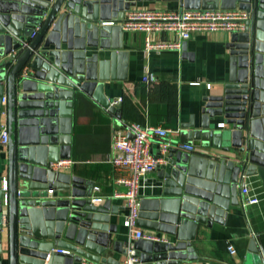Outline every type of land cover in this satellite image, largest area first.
Masks as SVG:
<instances>
[{"label":"water","instance_id":"obj_1","mask_svg":"<svg viewBox=\"0 0 264 264\" xmlns=\"http://www.w3.org/2000/svg\"><path fill=\"white\" fill-rule=\"evenodd\" d=\"M147 1L246 10L254 24L232 34L228 80L205 97L200 120L182 126L181 141L202 150L171 148L158 168V196L141 200L138 226L175 238L135 241L142 264L197 259L199 225L224 223L239 205L242 177L264 168V0H0V121L6 96L9 126L8 175L0 178V264H113L100 257L116 232L109 202L96 205L92 182L48 166L71 159L73 111L82 95L117 112L104 88L115 80L108 68L128 57L125 31L101 22H121ZM252 247L257 250L254 240Z\"/></svg>","mask_w":264,"mask_h":264},{"label":"crops","instance_id":"obj_2","mask_svg":"<svg viewBox=\"0 0 264 264\" xmlns=\"http://www.w3.org/2000/svg\"><path fill=\"white\" fill-rule=\"evenodd\" d=\"M143 7L172 11L181 9L179 3L162 1H147L138 5V8ZM232 34L223 31L197 33L182 44L180 52L146 53V33L125 31L123 44L128 57L108 68L109 75L114 76L115 80L105 82L104 88L111 103L118 98L123 99L120 105L115 106L117 112L111 113L91 97L81 96L73 111L70 159L73 165L65 174L92 182V200L104 199L94 202L96 205L109 202L110 224L115 225L116 232L109 239L101 258H110L113 264H122L127 255L128 229L125 219L128 208L124 198L115 196L127 190L117 182L125 174L110 162L115 130L128 123L182 129L192 118L200 120V113L206 105L205 97L222 88L230 76L231 55L227 45ZM157 38L175 39L167 33L158 37L154 35V39ZM102 55L106 59L109 52ZM148 72L156 75L155 82L146 83L143 80ZM172 139L174 143L182 142L181 135ZM151 150L155 155L159 154V142L153 141ZM159 173L160 169H157L148 176L141 199L158 196ZM7 175L8 147H0V178ZM246 181L251 194L257 196L260 202L244 208L239 193V205L232 206L224 223L199 225L193 242L198 258L178 260L176 264H264V168H259L255 175L247 176ZM114 208H117L116 214L112 213ZM141 229L145 233L175 241L172 236ZM252 240L258 251L255 247L251 248ZM230 247L235 249V253L230 252ZM74 264L104 263L83 260ZM165 264L170 263L165 261Z\"/></svg>","mask_w":264,"mask_h":264},{"label":"built area","instance_id":"obj_3","mask_svg":"<svg viewBox=\"0 0 264 264\" xmlns=\"http://www.w3.org/2000/svg\"><path fill=\"white\" fill-rule=\"evenodd\" d=\"M253 20L252 12L246 10H187L177 11L158 8L134 7L125 13L124 20L102 21L101 25H120L124 31L144 32L145 52L181 51L182 44L197 33H212L217 31L236 33L244 32L249 28ZM39 28L35 29L29 38L23 42L22 48H27L37 35ZM171 34L175 39H154V35ZM16 53V52H14ZM28 67L24 69V74ZM143 80L146 83L156 81V75L148 72ZM123 99L118 98L112 102L113 106L120 105ZM3 111L0 128V147L6 148L9 144V126L7 121V98H3ZM181 135L180 128H167L163 126H142L138 123H128L115 130L113 134V155L110 162L125 176L117 182L126 187L124 193H116V197L124 198L128 208L125 226L128 229L127 255L122 264H142L140 257L134 249V242L139 239L152 241H167L162 236L145 233L139 226V212L141 206V192L148 181V176L166 163L165 157L171 148L179 151L199 153L198 147L191 143H174L173 137ZM157 141L160 144V152L152 153L151 144ZM73 165L70 159L50 162L49 168L56 173L69 170ZM247 176L242 177L239 193L242 197L241 204L245 208L258 204L260 199L251 194V188L247 184ZM7 190V187H5ZM104 199L95 198L94 202H102ZM230 252L235 249L230 247Z\"/></svg>","mask_w":264,"mask_h":264},{"label":"bare ground","instance_id":"obj_4","mask_svg":"<svg viewBox=\"0 0 264 264\" xmlns=\"http://www.w3.org/2000/svg\"><path fill=\"white\" fill-rule=\"evenodd\" d=\"M183 143V142H182ZM196 146V145H195ZM197 147V146H196Z\"/></svg>","mask_w":264,"mask_h":264}]
</instances>
